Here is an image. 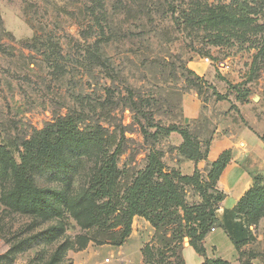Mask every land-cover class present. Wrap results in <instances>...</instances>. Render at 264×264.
<instances>
[{
	"label": "rangeland",
	"instance_id": "obj_1",
	"mask_svg": "<svg viewBox=\"0 0 264 264\" xmlns=\"http://www.w3.org/2000/svg\"><path fill=\"white\" fill-rule=\"evenodd\" d=\"M158 3L0 0V145L16 161L22 141L35 137L39 146L29 201L0 154V264H69L71 254L89 245L95 258L113 259L117 249L99 246L111 244L100 242L103 231L91 221L97 201L83 197L89 181L105 148L111 153L119 147L121 185L144 167L151 145L163 152L167 168L184 160L174 148L178 133L154 140L146 132L170 125L195 132V122L185 123L188 95L202 98L221 130L249 126L264 139V66L251 68L253 49L211 45L204 30L179 24L178 11L171 16ZM194 62L204 65L203 75ZM67 117L80 131L73 144L43 136L49 124ZM97 129L101 145L89 134ZM243 162L264 196V149ZM184 195L189 205L202 202L191 185ZM173 225L150 223L145 264H181L179 250L189 238L172 233ZM248 226L242 264H264V206Z\"/></svg>",
	"mask_w": 264,
	"mask_h": 264
},
{
	"label": "trees",
	"instance_id": "obj_2",
	"mask_svg": "<svg viewBox=\"0 0 264 264\" xmlns=\"http://www.w3.org/2000/svg\"><path fill=\"white\" fill-rule=\"evenodd\" d=\"M158 4H161L160 7L165 12L170 10L171 16L178 11L179 15L175 20L179 24L204 30V37L211 45L247 43L254 51L251 68L259 69L264 66V0H159ZM188 73L191 71L188 70ZM195 79L201 78L195 75ZM189 83L192 87H197V83ZM216 99L221 100L223 96L217 94ZM47 128L42 131L43 136L57 144H73L80 132L71 117L59 119L52 124L51 129L50 124ZM90 132L91 141L101 145L100 131L97 129ZM172 132H177L182 139L174 147L178 154L196 162L200 141L187 127L156 126L153 133L146 132V135L155 140L157 136H167ZM34 141H37L35 137L22 141L19 161H16L5 146L0 145V154L13 167L12 171L25 201L32 200L34 193L31 171L39 153V146ZM118 151L119 147L108 153L105 148L102 161L93 173L83 196L85 201H97L89 213L92 223H96L103 231L100 242H108L114 246L123 244L132 230L133 218L140 216L154 227L174 223L172 233L178 235L183 231L189 238V244L198 253H204L202 240L205 234L211 227L220 226L234 243L240 259L241 249L251 236L248 224L262 210L264 196L262 187L257 185L256 178L250 173L253 178L252 186L231 211L226 212L223 218L218 217V202L222 200L223 193L215 188V183L231 158L229 149L223 150L212 162L208 180L205 181L197 168L192 174H182L173 167L167 168L162 160L163 152L151 145L144 167L135 173L129 183L122 185L119 180L121 172L117 168ZM46 155L50 157V153ZM188 185L202 197L200 204H187L184 194L185 186ZM118 225L119 229L114 230ZM142 254L145 256L143 252ZM179 259L183 264L181 257ZM240 262L243 263L241 259ZM201 264L229 263L221 258L211 257L205 258Z\"/></svg>",
	"mask_w": 264,
	"mask_h": 264
},
{
	"label": "crops",
	"instance_id": "obj_3",
	"mask_svg": "<svg viewBox=\"0 0 264 264\" xmlns=\"http://www.w3.org/2000/svg\"><path fill=\"white\" fill-rule=\"evenodd\" d=\"M194 67L199 75L204 74L205 67L202 63L194 62ZM205 105L206 103L203 102L202 98L195 94L188 95L183 106L185 123L187 125L190 122L197 124L195 132L189 131L200 141V152L197 161L183 157L184 160L180 163L176 160L170 167H177L182 171V174H192L194 169L197 168L203 180L207 181L212 162L223 150L229 149L231 158L222 169L215 183V188L223 193V198L218 202L217 208L218 217L223 218L226 212L231 211L246 190L252 186L253 178L243 159L251 156L259 149H264V139L258 129H252L249 126L235 128V130L230 128L228 132L221 130L216 122L212 124L208 116V110H206L208 108ZM204 112H207V114L203 115ZM181 141L182 139L177 141L174 147L178 146ZM202 153H204V157L201 155ZM148 222L143 217L135 216L131 223L132 230L123 244L119 246L99 245L115 247L117 249L116 254H110L113 259L105 256L102 260L95 258L94 248L89 245L86 249L71 254V263L145 264L141 251L150 240L148 234H151V231ZM202 246L204 247V253H198L194 251L195 249L189 243L184 244L179 250L183 264H201L205 258L211 257L221 258L229 264H241L238 250H236L226 231L220 226H215L214 230H209L205 234Z\"/></svg>",
	"mask_w": 264,
	"mask_h": 264
},
{
	"label": "built area",
	"instance_id": "obj_4",
	"mask_svg": "<svg viewBox=\"0 0 264 264\" xmlns=\"http://www.w3.org/2000/svg\"><path fill=\"white\" fill-rule=\"evenodd\" d=\"M203 60H204V61H206V62H209V58H208L207 56H206V57H204V58H203ZM214 229H215V227H211V229H210V230H214Z\"/></svg>",
	"mask_w": 264,
	"mask_h": 264
}]
</instances>
